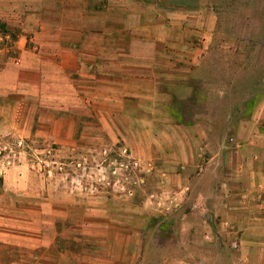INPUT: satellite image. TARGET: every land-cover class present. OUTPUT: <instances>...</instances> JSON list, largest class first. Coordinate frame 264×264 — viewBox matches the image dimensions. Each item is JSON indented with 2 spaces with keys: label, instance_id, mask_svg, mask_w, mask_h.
I'll list each match as a JSON object with an SVG mask.
<instances>
[{
  "label": "crops",
  "instance_id": "0c3cea01",
  "mask_svg": "<svg viewBox=\"0 0 264 264\" xmlns=\"http://www.w3.org/2000/svg\"><path fill=\"white\" fill-rule=\"evenodd\" d=\"M182 2L0 0V141L69 144L81 124L112 143L127 130L136 152L143 130L150 147L162 129L164 173L154 160L147 168L178 188L162 222L173 238L190 257L196 242L226 239L264 264V76L218 125L231 96L212 53L218 14ZM25 189L0 188V264H60L56 234L26 231Z\"/></svg>",
  "mask_w": 264,
  "mask_h": 264
},
{
  "label": "rangeland",
  "instance_id": "374dc122",
  "mask_svg": "<svg viewBox=\"0 0 264 264\" xmlns=\"http://www.w3.org/2000/svg\"><path fill=\"white\" fill-rule=\"evenodd\" d=\"M203 2L215 9L222 33L214 39L212 50L219 84L228 85L231 92L220 100L218 125L222 126L227 111L232 106L239 108L248 86L254 94L264 76V0ZM10 41H18L17 33L10 34ZM172 115L186 122L191 114ZM220 126L214 135L222 133ZM126 131L120 130L118 141L112 143L109 136L98 138L95 129L84 130L80 124L69 144L23 140L22 148L13 150L14 159L7 153L14 149L11 141H0V148L6 150L0 156V188L5 183L26 188L28 234H56L60 264L260 263L258 257L246 261L226 239L223 244L219 240L204 242V246L198 241L199 247L190 252L191 257L187 255L170 227L162 223L168 212V194L178 188H169L166 177L147 168V161L154 160V166L164 173L158 158L163 157L164 146L169 148L168 134L157 130L162 144L148 147L143 130L145 137H140L135 152L126 144ZM13 167L10 178H4L5 171ZM51 220L57 223L51 225ZM223 235L227 237L226 232Z\"/></svg>",
  "mask_w": 264,
  "mask_h": 264
},
{
  "label": "built area",
  "instance_id": "2783aa9c",
  "mask_svg": "<svg viewBox=\"0 0 264 264\" xmlns=\"http://www.w3.org/2000/svg\"><path fill=\"white\" fill-rule=\"evenodd\" d=\"M10 144L14 147V149L13 148H9L7 153L9 155H12L11 158L14 159L16 157V153L13 152V150H20L22 148V146H23V140L16 139V140L11 141ZM5 151L6 150L0 148V156H2ZM9 155H7V157H9Z\"/></svg>",
  "mask_w": 264,
  "mask_h": 264
},
{
  "label": "trees",
  "instance_id": "16d2710c",
  "mask_svg": "<svg viewBox=\"0 0 264 264\" xmlns=\"http://www.w3.org/2000/svg\"><path fill=\"white\" fill-rule=\"evenodd\" d=\"M203 3V2H202Z\"/></svg>",
  "mask_w": 264,
  "mask_h": 264
}]
</instances>
